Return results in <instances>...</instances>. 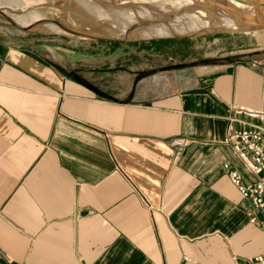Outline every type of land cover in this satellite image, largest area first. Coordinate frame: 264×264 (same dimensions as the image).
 <instances>
[{"label": "crops", "instance_id": "1", "mask_svg": "<svg viewBox=\"0 0 264 264\" xmlns=\"http://www.w3.org/2000/svg\"><path fill=\"white\" fill-rule=\"evenodd\" d=\"M30 35L0 19V263L252 264L229 134L264 108V54L103 67Z\"/></svg>", "mask_w": 264, "mask_h": 264}, {"label": "rangeland", "instance_id": "2", "mask_svg": "<svg viewBox=\"0 0 264 264\" xmlns=\"http://www.w3.org/2000/svg\"><path fill=\"white\" fill-rule=\"evenodd\" d=\"M0 1L4 5L9 4L17 7L29 5L27 10L33 9L46 18L62 21L76 30L101 36L123 38L105 42L102 40L107 39L82 37L63 30L22 27L25 32L31 34L30 36L68 42V49H70L72 39H81L84 44V60L88 64L93 62V65L98 64L103 67L118 63L123 64L128 61L125 57L130 56V60L135 63L152 61L154 66L161 64V62H166L170 64L169 66L181 62L203 65L227 63L264 54V28L228 31L202 30L166 36L137 34L126 36L122 33L125 25L129 23L127 16L132 14L134 17L131 8H111L109 12L95 0H41L40 4H34V8H31V0ZM126 1L136 5L134 13L139 17L149 16V14H140L146 9L142 4L137 3L138 0ZM155 1L158 2L159 0H154L151 4H155ZM0 19L5 24H12L1 15ZM107 55L110 56L107 57ZM74 56V50L68 52L70 60L72 58L74 60ZM158 69H161L160 65L156 68V70Z\"/></svg>", "mask_w": 264, "mask_h": 264}, {"label": "bare ground", "instance_id": "3", "mask_svg": "<svg viewBox=\"0 0 264 264\" xmlns=\"http://www.w3.org/2000/svg\"><path fill=\"white\" fill-rule=\"evenodd\" d=\"M154 0H138V4H142L146 9L140 14H149V16L139 17L134 13L136 5L126 0H95L96 3L103 6L107 11L111 8H131L133 14H128L129 23L125 25L122 35H169L181 34L197 30L214 28L217 19L220 17L225 26L242 27L243 22L231 21V19L223 18L224 13L228 9L242 8L247 14H258L264 17V0L259 5H241L238 3H229L226 6L216 7L211 13V2L209 0H159L155 4ZM136 3V1H133ZM17 3V2H15ZM41 0H31V8L34 4H40ZM162 5V6H159ZM29 6V5H28ZM27 5L17 7L9 4L4 5L0 1V9L7 17L22 27H31L35 29H52L62 31L63 28L69 27L64 25H55L51 22H45L44 16L37 11L27 10ZM25 13H20V12ZM219 18V19H220ZM242 23V24H241ZM66 26V27H65ZM71 28V27H70ZM65 31V30H63Z\"/></svg>", "mask_w": 264, "mask_h": 264}, {"label": "built area", "instance_id": "4", "mask_svg": "<svg viewBox=\"0 0 264 264\" xmlns=\"http://www.w3.org/2000/svg\"><path fill=\"white\" fill-rule=\"evenodd\" d=\"M237 112L245 115L248 120L236 119L243 126L230 131L229 141L233 153L254 178L245 182L235 169L229 170V178L239 194L249 198L259 210L260 227L264 233V108H240ZM227 166L224 164V167ZM255 219V215L250 217L251 221ZM252 264H264V250L252 257Z\"/></svg>", "mask_w": 264, "mask_h": 264}, {"label": "water", "instance_id": "5", "mask_svg": "<svg viewBox=\"0 0 264 264\" xmlns=\"http://www.w3.org/2000/svg\"><path fill=\"white\" fill-rule=\"evenodd\" d=\"M211 2L210 5V11L211 13L213 12L212 10H214L216 7H222V6H226L229 3H238L241 5H254L257 6L259 5L261 2H263V0H209ZM0 15L4 18H6L8 21H10L13 25L17 26V27H21L19 24H17L16 22H14L13 20H11L9 17H7L3 11L0 9ZM220 18V17H219ZM217 19V23L215 24L214 28H208V29H204L205 31L208 30H214V31H223V30H257V29H261L264 28V17L258 15V14H247L244 13L242 11V8H235V9H228L227 7V11L224 13L223 18L226 19H231V21L233 20V22L237 21H241L243 22L242 27L238 28V27H233V26H225L223 24V19ZM43 20L45 22H51L54 23L55 25H60L62 27H64V25H66L65 23H63L62 21H57L55 19H50V18H46L44 17ZM242 24V23H241ZM66 27V26H65ZM63 30L71 33V34H75L78 36H82V37H87V38H104V39H123V38H117V37H113V36H101V35H97V34H90L84 31H80V30H76L70 27L67 28H63ZM202 31V30H197ZM197 31H192V32H197ZM189 33V32H187ZM169 35H179V34H169ZM153 36V35H152ZM166 36V35H165ZM1 264V263H0Z\"/></svg>", "mask_w": 264, "mask_h": 264}]
</instances>
